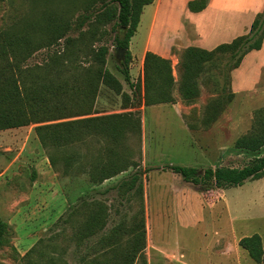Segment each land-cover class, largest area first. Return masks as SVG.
<instances>
[{"label": "rangeland", "instance_id": "374dc122", "mask_svg": "<svg viewBox=\"0 0 264 264\" xmlns=\"http://www.w3.org/2000/svg\"><path fill=\"white\" fill-rule=\"evenodd\" d=\"M28 4L29 0H0V29L16 15H25ZM142 12L130 41L136 55L146 36L148 5ZM107 44L106 67L122 82L123 91L130 93V86L120 71L123 54L115 51L112 40ZM183 49H173L176 60L169 59L176 81ZM45 55L46 50H38L27 63H40ZM136 55L129 64L134 82L138 75ZM224 58L226 55H220L215 60L219 68L209 66L210 72L202 77L206 83L192 102L182 100L176 86L172 103L139 106L137 98L131 101L130 106L135 107L128 109L140 110L141 130L139 136H128L120 148L128 155L131 165L103 182L116 186L134 173L138 179L126 194L114 188L97 199L98 194L91 189L83 192L88 202L94 198L106 204L108 215L105 227L80 244L71 236L83 213L75 214L68 221L63 219L79 202L81 188H98L82 173L101 155L96 144L88 143L86 156L74 163L72 172L76 174H64L58 157L57 167L51 165L50 151L40 145L33 125L0 129V219L6 222L7 238L0 247V264H84V258L93 255L92 246L98 238L111 231L117 232L110 246L122 251L131 237L130 226L140 217L145 227L144 248L133 264H164L163 249L174 251L176 264L224 262L225 250L228 264H258L238 245V240L258 233L264 247V176L246 179L241 185L225 189L203 190L166 167L182 165L202 172L204 168L219 165L239 167L253 156L264 154V147L257 152L233 148L234 139L250 128L253 110L264 107V70L254 90L236 99L232 97L216 121L202 123L208 103L215 99L223 103L227 92H231L230 88L223 89L216 84L221 80L217 73L224 68ZM95 106L102 113L126 110L121 109L120 95L104 86ZM225 143L229 145V153H218L220 144ZM103 182L98 186L102 188ZM139 182L141 193L136 191ZM62 191L75 197L72 202L67 199V206L63 203ZM32 246L34 251L28 253ZM214 247H218V252ZM103 249L100 247L99 252Z\"/></svg>", "mask_w": 264, "mask_h": 264}, {"label": "trees", "instance_id": "16d2710c", "mask_svg": "<svg viewBox=\"0 0 264 264\" xmlns=\"http://www.w3.org/2000/svg\"><path fill=\"white\" fill-rule=\"evenodd\" d=\"M208 0H188L190 11L202 10ZM153 0H29L25 15H16L0 29V129L33 125L34 133L43 148L48 149L50 163L57 167V157L65 169L72 172L74 163L86 156L88 143H95L101 154L82 173L91 185L125 171L130 165L128 155L120 151L128 136H139L140 110L128 108L134 98L145 106L174 102L173 90L180 98L192 102L206 83L203 75L219 68L215 60L226 55L217 75L220 87L229 90L230 73L238 67L243 56L259 49L264 37V8L258 12L247 33L211 50L196 46L183 49L179 59V78L176 81L168 58L146 51L142 77L130 81L129 43L134 35L142 9ZM124 49L120 71L131 92L123 91L122 82L106 67L108 42ZM46 50L43 61L28 64L38 50ZM212 75H214L212 73ZM217 78V77H216ZM104 86L121 97V112L102 113L95 102ZM233 97L213 100L205 107L204 125L216 121ZM264 147V107L252 112L250 128L238 135L233 148L257 152ZM184 181L199 185L203 190L225 189L241 185L246 179L264 176V154L253 156L246 164L235 167L219 165L200 172L195 167L170 164L166 166ZM137 173L116 184L120 194L135 187ZM136 191L141 193L142 183ZM72 206L63 221L82 212L83 219L74 227L71 239L80 244L97 234L106 225L108 206L96 199L85 198ZM117 231L104 234L92 246L93 255L84 264H133L144 248L145 227L142 217L130 226L131 237L122 251L111 247ZM7 242L6 222L0 219V247ZM41 239H39V243ZM104 245H109L108 247ZM113 245V244H112ZM238 245L258 264H264V247L258 233L242 236ZM100 247L106 250L99 252ZM32 246L28 253H32Z\"/></svg>", "mask_w": 264, "mask_h": 264}, {"label": "crops", "instance_id": "0c3cea01", "mask_svg": "<svg viewBox=\"0 0 264 264\" xmlns=\"http://www.w3.org/2000/svg\"><path fill=\"white\" fill-rule=\"evenodd\" d=\"M187 1L153 0L148 4V25L139 55L132 52L131 42L129 43L132 58L136 55L138 59L137 79L142 77V64L146 51L176 60V56L172 52L173 49L196 46L211 50L220 43L229 42L236 36L247 33L255 15L264 8V0H208L202 10L194 12L187 8ZM142 14L143 12L141 16ZM263 70L264 37L261 47L247 52L238 67L231 71L230 89L233 92V97L236 99L239 95L254 90L261 79ZM130 81L134 82L131 78ZM178 113L181 115L180 112ZM218 151V153L228 154L229 145L220 144ZM107 183L103 182L102 188L98 185V188H94V186L88 187V189L81 188L80 193L91 189L98 194L96 196L98 199L100 194L116 188L113 183ZM61 194L65 206H67V199L72 202L75 198L65 195L63 191ZM214 248L216 249L214 251L218 252V247ZM222 252L223 250L220 251V253ZM161 253L164 264H176L173 261L175 257L172 249H163ZM225 253V261L216 264H228V251L225 250Z\"/></svg>", "mask_w": 264, "mask_h": 264}, {"label": "water", "instance_id": "95a60500", "mask_svg": "<svg viewBox=\"0 0 264 264\" xmlns=\"http://www.w3.org/2000/svg\"><path fill=\"white\" fill-rule=\"evenodd\" d=\"M115 51H116V52H119V53H121V54L124 53V49H121V48H115Z\"/></svg>", "mask_w": 264, "mask_h": 264}]
</instances>
